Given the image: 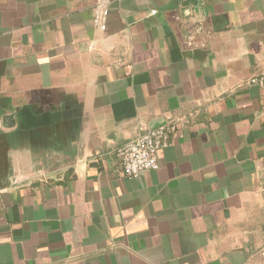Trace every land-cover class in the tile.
<instances>
[{
    "label": "crops",
    "instance_id": "obj_1",
    "mask_svg": "<svg viewBox=\"0 0 264 264\" xmlns=\"http://www.w3.org/2000/svg\"><path fill=\"white\" fill-rule=\"evenodd\" d=\"M95 1L0 0V264H264V0Z\"/></svg>",
    "mask_w": 264,
    "mask_h": 264
},
{
    "label": "built area",
    "instance_id": "obj_2",
    "mask_svg": "<svg viewBox=\"0 0 264 264\" xmlns=\"http://www.w3.org/2000/svg\"><path fill=\"white\" fill-rule=\"evenodd\" d=\"M108 2L109 0H96L93 6L94 15L98 19L97 25L101 29L104 28ZM250 83L264 86V76L252 77ZM175 129L174 124L142 129L122 143L116 150L121 173L127 177H139L147 170L158 168V151L170 143ZM260 253L264 256V247L260 249Z\"/></svg>",
    "mask_w": 264,
    "mask_h": 264
}]
</instances>
